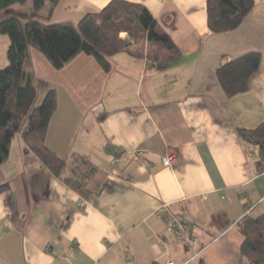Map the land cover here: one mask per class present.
I'll return each mask as SVG.
<instances>
[{
  "label": "crops",
  "instance_id": "1",
  "mask_svg": "<svg viewBox=\"0 0 264 264\" xmlns=\"http://www.w3.org/2000/svg\"><path fill=\"white\" fill-rule=\"evenodd\" d=\"M110 1L58 0L49 21H78ZM126 1L145 6L182 55L152 65L121 52L105 72L85 53L55 69L29 49L39 93L56 92L45 144L86 156L96 172L82 197L14 137L0 165V264H246L237 222L264 213V171L236 130L264 120V0L221 33L207 26L206 0ZM250 51L259 68L227 96L217 69ZM170 217L184 224L179 234Z\"/></svg>",
  "mask_w": 264,
  "mask_h": 264
},
{
  "label": "trees",
  "instance_id": "2",
  "mask_svg": "<svg viewBox=\"0 0 264 264\" xmlns=\"http://www.w3.org/2000/svg\"><path fill=\"white\" fill-rule=\"evenodd\" d=\"M28 0H0V33L8 37L7 64L0 68V165L9 157L11 141L20 135L53 175L80 196L88 198L87 183L96 167L86 156L60 157L45 144L50 119L57 108L54 88L39 99V90L31 73L29 49L40 52L55 68L61 69L79 53L92 56L109 72L111 58L121 52L152 65L177 61L181 48L173 41L149 10L126 0H111L96 13H87L78 21L50 22L58 0H29L25 12L12 9ZM256 0H206L207 26L212 33L236 29ZM48 4L47 8L46 5ZM47 9L45 14H41ZM125 33V36H121ZM261 55L250 51L222 64L217 79L227 96L247 90L251 75L260 65ZM237 135L256 150L258 172L264 171V120L255 128H237ZM0 184V192L6 190ZM222 213H214L211 222L220 225ZM242 234L241 255L246 264H264V213L244 215L238 222ZM226 225L224 224L223 227Z\"/></svg>",
  "mask_w": 264,
  "mask_h": 264
},
{
  "label": "built area",
  "instance_id": "3",
  "mask_svg": "<svg viewBox=\"0 0 264 264\" xmlns=\"http://www.w3.org/2000/svg\"><path fill=\"white\" fill-rule=\"evenodd\" d=\"M142 153L143 152H141V151L137 152V154H139V155H141ZM175 161H176L175 152H172V153L161 158L162 164L166 167H171L172 164L175 163ZM118 162H119V159L117 157H114L111 160V164H116ZM78 203L80 206H84L86 204V202L83 200H79ZM169 226L176 234H179L185 228L184 224L176 217H170L169 218ZM167 264H173V263L168 262Z\"/></svg>",
  "mask_w": 264,
  "mask_h": 264
},
{
  "label": "rangeland",
  "instance_id": "4",
  "mask_svg": "<svg viewBox=\"0 0 264 264\" xmlns=\"http://www.w3.org/2000/svg\"><path fill=\"white\" fill-rule=\"evenodd\" d=\"M48 4L46 5L47 8ZM32 7V3L31 1H26L25 3H23L22 5H16L15 7H12V9L14 8V10H19L20 12H25L28 11L30 8ZM47 9H43L41 11V14H45ZM2 16V14L0 13V17ZM125 33H122L121 36H125ZM9 41H8V37L6 35H3L0 33V68H2L3 66H5L7 64V60H6V50L8 47ZM39 99L38 102L40 101V98L42 97L43 93L39 94Z\"/></svg>",
  "mask_w": 264,
  "mask_h": 264
}]
</instances>
